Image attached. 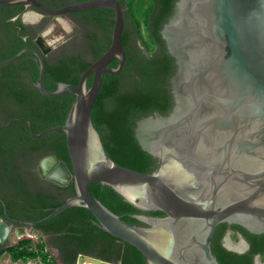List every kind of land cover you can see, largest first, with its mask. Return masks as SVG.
<instances>
[{
    "label": "water",
    "instance_id": "water-1",
    "mask_svg": "<svg viewBox=\"0 0 264 264\" xmlns=\"http://www.w3.org/2000/svg\"><path fill=\"white\" fill-rule=\"evenodd\" d=\"M0 4L36 8L60 18L94 8L115 11L111 45L80 77L78 84L46 87L42 53L35 87L43 95H75L65 124L33 137L64 131L71 161L56 155L41 161V172L61 186L74 183L76 195L40 221H13L36 227L74 206H84L104 231L138 249L147 264H219L211 243L222 223L264 233V0H177L161 30L177 64L171 79L173 107L137 122L141 147L158 159L151 173L116 164L92 121V110L105 74H119L127 53L123 44L124 9L118 0H90L53 8L40 0H0ZM39 20V13L27 15ZM59 19V20H60ZM64 21V20H63ZM67 24L66 22H64ZM117 60L116 68L109 65ZM92 77L91 86L88 80ZM115 189L142 212L163 218H136L152 228L132 225L109 210L91 192V184ZM6 218H11L7 214ZM13 227L0 221V245ZM16 228V238L27 236ZM229 250H233L229 247ZM76 264H116L80 255Z\"/></svg>",
    "mask_w": 264,
    "mask_h": 264
},
{
    "label": "trees",
    "instance_id": "trees-1",
    "mask_svg": "<svg viewBox=\"0 0 264 264\" xmlns=\"http://www.w3.org/2000/svg\"><path fill=\"white\" fill-rule=\"evenodd\" d=\"M53 7L62 8L74 3L89 0H40ZM124 9L123 44L127 59L119 74H105L102 88L92 110V121L101 135L102 141L112 160L121 166L143 173H151L157 159L145 151L136 138L137 122L154 115L156 112L167 115L173 106L171 79L176 74L175 58L169 53L161 30L173 15L177 0H118ZM26 8L21 5L0 4V23L14 39V47L5 53H0V60L16 57L25 48L38 49L34 32L21 24L20 20H11ZM68 18H76L78 30L84 32L83 45H62L56 51L45 55L46 87L50 91L57 90L60 83L78 84L81 75L110 47L112 31L115 23V11L107 8H94L86 11L67 14ZM105 19L103 41L97 43V35L92 36L88 29L90 24H101ZM20 36L17 35V30ZM17 31V32H16ZM23 35H29L24 41ZM90 40L91 42H87ZM22 62L27 70L22 75ZM19 66V67H18ZM118 61H113L109 67L116 68ZM0 69V93L14 96L17 104H23L24 110L0 109V159L6 152L15 155L21 153L25 157L37 158L56 155L65 161L70 169L71 161L67 147V136L64 131L45 134L40 138L32 135L30 121L35 134L46 129L65 124L70 109L75 102V95L60 98H50L34 86L39 80L40 64L33 53H23L16 60L3 65ZM26 77L30 86L20 87L11 82V78ZM92 77L88 80L91 86ZM22 85V84H21ZM19 87V88H18ZM19 92V93H17ZM12 94V95H11ZM0 98L2 95L0 94ZM8 181L13 192L3 193L0 190V221L7 214L26 221H40L49 216L56 208L65 204L68 196L74 197V183L69 186L54 187L66 193L63 199L46 192L33 194L28 191L27 183L20 176L18 167H8ZM53 186V185H52ZM91 192L114 214L126 222L141 226L142 222L136 215L142 213L139 209L124 200L112 187L102 183L91 184ZM164 215L162 212L153 213ZM95 217L84 206H74L54 217L50 221L35 228L45 234L62 233L64 250L68 254L67 264H73L78 255L88 252V248L96 240H106L109 243L108 252L115 251L114 260L120 264H147L145 256L134 246L113 237L96 225ZM227 224H220L215 232L212 249L220 264H253L254 255L262 254L264 260V234L254 235L242 229L249 240L251 249L247 254H236L221 246L222 236ZM4 255L13 261L40 260L42 264H60L49 249V242L42 236L35 241L32 237H24L16 245L0 249V261ZM107 261L111 256L103 255ZM63 263V264H66Z\"/></svg>",
    "mask_w": 264,
    "mask_h": 264
},
{
    "label": "flooded vegetation",
    "instance_id": "flooded-vegetation-1",
    "mask_svg": "<svg viewBox=\"0 0 264 264\" xmlns=\"http://www.w3.org/2000/svg\"><path fill=\"white\" fill-rule=\"evenodd\" d=\"M30 11H34L36 13H39L41 18L37 21L30 19L29 17L26 16ZM61 18L67 24L70 23V27L74 32V35L69 40L64 41V43L62 45L69 44L70 47L75 46L78 43L83 45L84 40H85L83 38L84 32L81 29L78 30L79 24H78V21L76 20V18H68L67 14L63 15ZM11 20H14V21L20 20L21 24L24 27H26L30 30H33L35 33L36 32L39 33L38 36L34 38V43L38 46V49H34V48H25V49L36 50L40 53H42V49H41L39 41L42 38V36L44 35L46 29L49 27L50 24H53L55 22H57V23L60 22L57 17L47 15V14L41 12L40 10H35V9L24 10L23 12L14 16ZM102 21L103 22L101 24H94V25L90 24L88 26V29L91 32V35L92 36H95V35L98 36L97 37V40H98L97 43L98 42L101 43L100 41H103V37H104L105 19H103ZM17 31H16L17 35L20 36L19 32H21V29H18ZM11 34L12 33L11 32L8 33L5 30L4 25L2 23H0V53L8 52L9 50H11L14 47L15 41H14L13 37L11 36ZM22 37H23L24 41H28V39H29V35H23ZM86 41L88 43L91 42L90 40H87V39H86ZM25 49H23V50H25ZM53 51H51V52H53ZM51 52H48L47 55H49ZM27 53H30V52H27ZM17 58L13 57V58L5 60V61L0 60V69H4L3 65L10 63V62L16 60ZM19 69H20V72L23 76L28 73L27 70L25 69V64L23 62H22L21 68L19 67ZM10 80L12 83H14L20 87V88L18 87L21 90L20 93H23L24 86H28V85L30 86L26 77H14V78H11ZM17 93H19V92H17ZM0 94L2 95V98H0V109H10V110H24L25 109V106L23 104H17L16 102H14V100H13L14 96H9L5 93L4 94L0 93ZM170 112H171V110H170ZM0 125L1 126H8V124L7 125L0 124ZM45 157H41V158H37L36 156L25 157L21 153H16L15 155H13L7 151L6 156H4L2 159H0V190L3 193L13 192V188L10 187V183L8 181L9 177L7 175L8 174L7 171L9 170L8 167L12 168L16 165V167H18L20 176L27 183L28 191H30L33 194H39L40 192H46V190H47L50 194L58 196L60 199H63L65 196H67V194L62 193L61 191H59L58 189H56L54 187V185H56V186H61V185L55 181H51L50 179L45 177V175H43L41 172V169H40L41 161ZM157 165H158V159H157L156 166L154 169H156ZM61 182L66 184L65 186H62V187H66V186L71 185V184H68L67 182H64V181H61ZM68 198H71V197L68 196ZM153 213H157V212H142L138 215L142 216V217H146V218H163L166 216L164 213H163L164 215H155ZM9 217L11 218L12 221L8 220L7 218H4L2 220L5 221L6 223H8L9 225H11L13 227V229L26 228L27 232H28V229L38 231V233H39L38 236L39 237L42 236L47 242H49V249L53 253L55 259L60 264L66 263L65 260L68 259V254H67L66 250H64L63 245H62V242L64 241V239H63L64 237H63L62 233L45 234L43 231L38 230L35 227L32 228L31 226H27L24 224H18V223L13 222V221H17V222L25 221L26 222V220L17 219V218L10 216V215H9ZM226 224L228 226H227V229L225 230V234L222 236L221 243H220L221 246L223 248H225L226 250L233 252V253H236V254H239V255L249 253V251L251 249V244H250L249 240L246 238V236L244 235V233L242 232V229H244V230H246L249 233L254 234V235H261V234L252 233L247 228H245L239 224H235V223H226ZM141 226L147 227V228H152V225L149 223H146V220L144 222L142 220ZM215 232H216V230H215ZM214 235H215V233H214ZM213 238H214V236H213ZM21 239H19V240H21ZM19 240H18V242H19ZM15 242L16 241L12 240V239L6 240L5 243L0 245V249L13 246L15 244ZM212 243H213V239H212ZM212 243H211V248H212ZM228 246L231 247L233 250H229ZM108 249H109V243L106 240H96L95 243H93L92 246L90 248H88V252L81 253L78 255V257L80 255H87V256H91V257H94V258H97V259H100L103 261H107L101 257L103 255H105V256H111L112 255L113 260L108 261V262L120 264V262L114 260V257L116 256L115 251L108 252ZM212 253H213V249H212ZM213 255L217 259V257L215 256L214 253H213ZM78 257L73 264L77 263ZM217 261H218V259H217ZM219 264H220V262H219ZM253 264H264L262 254L257 253L254 255Z\"/></svg>",
    "mask_w": 264,
    "mask_h": 264
},
{
    "label": "rangeland",
    "instance_id": "rangeland-1",
    "mask_svg": "<svg viewBox=\"0 0 264 264\" xmlns=\"http://www.w3.org/2000/svg\"><path fill=\"white\" fill-rule=\"evenodd\" d=\"M59 21L60 22L58 23L55 22L53 24H50L41 38L43 45H45L46 47H50L49 52L53 50L56 51L57 49H59L64 43V41L69 40L74 35V32L70 27V23L65 24V21L61 19ZM27 233V237H32L35 239V241L39 240L38 231L28 229ZM9 239L15 240V244L18 242L19 239L16 238V229L12 230L10 236L8 237V240ZM1 263H8L7 255H4L2 257Z\"/></svg>",
    "mask_w": 264,
    "mask_h": 264
},
{
    "label": "built area",
    "instance_id": "built-area-1",
    "mask_svg": "<svg viewBox=\"0 0 264 264\" xmlns=\"http://www.w3.org/2000/svg\"><path fill=\"white\" fill-rule=\"evenodd\" d=\"M0 264H3V263H1V261H0ZM7 264H42V262H40V260L29 261V262H23V261L15 262L10 257H8V263Z\"/></svg>",
    "mask_w": 264,
    "mask_h": 264
},
{
    "label": "crops",
    "instance_id": "crops-1",
    "mask_svg": "<svg viewBox=\"0 0 264 264\" xmlns=\"http://www.w3.org/2000/svg\"><path fill=\"white\" fill-rule=\"evenodd\" d=\"M9 236H10V235H9ZM9 236H8V237H9Z\"/></svg>",
    "mask_w": 264,
    "mask_h": 264
},
{
    "label": "bare ground",
    "instance_id": "bare-ground-1",
    "mask_svg": "<svg viewBox=\"0 0 264 264\" xmlns=\"http://www.w3.org/2000/svg\"><path fill=\"white\" fill-rule=\"evenodd\" d=\"M237 248V247H236Z\"/></svg>",
    "mask_w": 264,
    "mask_h": 264
}]
</instances>
